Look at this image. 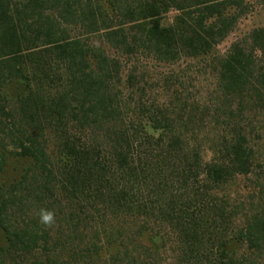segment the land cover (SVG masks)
<instances>
[{
    "label": "trees",
    "instance_id": "16d2710c",
    "mask_svg": "<svg viewBox=\"0 0 264 264\" xmlns=\"http://www.w3.org/2000/svg\"><path fill=\"white\" fill-rule=\"evenodd\" d=\"M248 9L0 0V264H264V26L213 53ZM186 57L210 104L140 65Z\"/></svg>",
    "mask_w": 264,
    "mask_h": 264
},
{
    "label": "rangeland",
    "instance_id": "374dc122",
    "mask_svg": "<svg viewBox=\"0 0 264 264\" xmlns=\"http://www.w3.org/2000/svg\"><path fill=\"white\" fill-rule=\"evenodd\" d=\"M246 4L249 9L239 18L233 31L216 46L213 51L215 55H225L234 42L246 38L254 28L264 26V0H246ZM72 34L80 35L81 33L74 28ZM211 64L212 61L208 57H186L171 64L140 63L147 68L149 82L159 87L164 85L165 77L173 76L170 78V84H168L167 90L169 92H164L162 88L155 90V94L157 93L160 100L172 98L171 93L176 89L183 98L201 104H210L216 97L217 72ZM129 68L130 65L124 59L123 79H125ZM244 185L245 183L241 182L234 188L236 191H241Z\"/></svg>",
    "mask_w": 264,
    "mask_h": 264
},
{
    "label": "clouds",
    "instance_id": "9594fccd",
    "mask_svg": "<svg viewBox=\"0 0 264 264\" xmlns=\"http://www.w3.org/2000/svg\"><path fill=\"white\" fill-rule=\"evenodd\" d=\"M40 218H41V222L46 225H50L51 223H53L54 220L53 213L47 210H41Z\"/></svg>",
    "mask_w": 264,
    "mask_h": 264
}]
</instances>
